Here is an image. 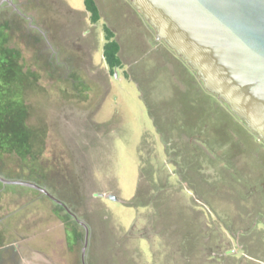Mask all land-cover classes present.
I'll return each instance as SVG.
<instances>
[{"label": "rangeland", "instance_id": "rangeland-1", "mask_svg": "<svg viewBox=\"0 0 264 264\" xmlns=\"http://www.w3.org/2000/svg\"><path fill=\"white\" fill-rule=\"evenodd\" d=\"M15 1L45 35L0 9V175L37 183L74 208L90 228L87 264H264V152L253 158L249 141L253 173L226 158L231 146L246 148L249 131L218 118L213 176L196 164L197 180L179 182L153 115L164 80L140 58L156 47V32L135 5L97 0L102 20L93 24L84 0ZM104 24L122 47L114 76ZM27 92L45 111L42 146L25 127ZM84 243V227L57 202L0 181L2 264H83Z\"/></svg>", "mask_w": 264, "mask_h": 264}, {"label": "water", "instance_id": "water-1", "mask_svg": "<svg viewBox=\"0 0 264 264\" xmlns=\"http://www.w3.org/2000/svg\"><path fill=\"white\" fill-rule=\"evenodd\" d=\"M130 1L154 27L158 39L182 56L206 88L264 141V0ZM0 181L34 188L64 206L85 229L82 261L87 264V223L37 183L1 175Z\"/></svg>", "mask_w": 264, "mask_h": 264}, {"label": "flooded vegetation", "instance_id": "flooded-vegetation-1", "mask_svg": "<svg viewBox=\"0 0 264 264\" xmlns=\"http://www.w3.org/2000/svg\"><path fill=\"white\" fill-rule=\"evenodd\" d=\"M45 2L49 3V8L53 6L50 4L52 0H46ZM4 7L11 8L21 18L28 20L31 28L45 35L42 29L34 23L35 18L24 12L20 3H16L15 0H0V9ZM145 21L148 29L153 30L154 27L147 20ZM155 40L157 41L156 47L140 58L143 60L149 58L150 67L146 68V70L152 73L154 68H156L157 77L164 80L161 106L155 103L157 105L155 108L156 114L153 113V115L154 120L159 121L158 129L161 130L160 135L166 151V163H173V173L177 179L188 178V182H195L199 177V174L196 175L197 170L193 171V166H196V164L197 167L201 168H197L201 170V176H213L216 166V149L219 147L217 144H222L223 142L221 134L216 130L220 125L216 121L218 118L226 122L231 119L232 123L233 121H238L249 131L248 134H244L247 140L245 142L241 141L245 143L246 148H241L240 150L237 147H233L232 149L231 146L230 156L226 158L235 160L240 167V164L253 160L257 152L260 153L262 150L264 152V141L260 140L257 134L248 128L244 120L232 112L224 100L206 88L197 71L171 48L166 41L159 40L157 33ZM51 47L53 46L51 45ZM52 49L54 52V48ZM153 51L155 54H153ZM127 66L128 68L130 67L129 65ZM125 73L127 74V72ZM201 109L202 112L200 111ZM218 109L220 110L219 113ZM250 140L256 148L254 151H249L254 152L253 158H250V153L248 152ZM147 141L153 143L149 137H145L143 142ZM142 163L144 161L140 158V164ZM166 163L164 162V168H166ZM170 176L169 174L166 175L168 179H170ZM217 176L220 177L219 172ZM62 207L66 210L64 206ZM228 252H232V249ZM2 254L3 252L0 251V264L3 261Z\"/></svg>", "mask_w": 264, "mask_h": 264}, {"label": "trees", "instance_id": "trees-1", "mask_svg": "<svg viewBox=\"0 0 264 264\" xmlns=\"http://www.w3.org/2000/svg\"><path fill=\"white\" fill-rule=\"evenodd\" d=\"M84 4H85V10L88 13L90 20L93 24H98L101 20H102V14H101V9L98 5L97 0H84ZM104 32H105V44L103 47V57L104 60L109 68V71L114 75L115 72L118 69H121L124 67L123 64V59L121 56V45L119 43V41L116 38V34L114 32V30L108 25V24H104ZM22 91L23 94L25 93L24 90V86L22 85ZM24 97V95H23ZM26 100L33 102V97H35L34 95L30 94L29 92H27L26 94ZM37 104L39 103L37 100H34V103ZM42 104V103H41ZM41 109V110H40ZM44 108L39 107V105H31V108L29 109L28 107L25 110V115H26V123H25V127L26 129H29V132H33L32 133V144H34L35 146L37 145H43L44 141H45V137L43 135L44 131L42 130V128L40 127H44L45 123H44V119L46 118L45 116V111H43ZM15 113V112H13ZM16 114V113H15ZM32 115L31 119L35 120L37 119L39 121V125L33 126V123L29 122V116ZM24 124V123H23ZM40 126V127H39ZM36 127V128H34ZM71 208V207H70ZM72 212L77 214V212L74 210V208H71ZM69 214V213H68ZM78 215V214H77ZM69 216L71 218H73L76 222H78L72 215L69 214Z\"/></svg>", "mask_w": 264, "mask_h": 264}, {"label": "crops", "instance_id": "crops-1", "mask_svg": "<svg viewBox=\"0 0 264 264\" xmlns=\"http://www.w3.org/2000/svg\"><path fill=\"white\" fill-rule=\"evenodd\" d=\"M251 162H253V160H250V161H248L247 163H244V164L242 165L243 167H245V170L247 169V170H246L247 173H253L254 170H255V167H253V166L250 165ZM262 185H263V188H261V189H262V191L264 192V183H263ZM252 189H253V187H252Z\"/></svg>", "mask_w": 264, "mask_h": 264}]
</instances>
